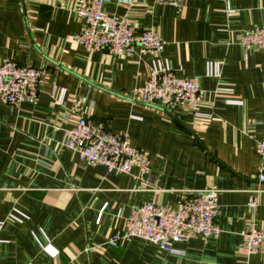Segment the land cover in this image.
<instances>
[{"label": "crops", "instance_id": "1", "mask_svg": "<svg viewBox=\"0 0 264 264\" xmlns=\"http://www.w3.org/2000/svg\"><path fill=\"white\" fill-rule=\"evenodd\" d=\"M77 1L0 0V64L11 59L43 71L36 106L0 103V264H264L239 252L241 233L264 225L256 153L264 142V52L239 44L242 32L264 26V0L106 5L136 31L162 36L163 58L177 77L200 78L201 112L212 119L131 100L129 92L148 80L152 56L139 49L131 57L86 52L73 40L84 27ZM207 62H221L220 79L205 76ZM63 89L59 104L54 92ZM82 115L127 134L150 157L148 185L136 180L137 170L129 176L86 166L64 147ZM204 188L219 191L218 238L175 244L180 255L139 239L107 246L133 208H175L184 192ZM253 198L258 206L250 209ZM49 245L56 257L44 252ZM92 246L99 249L87 252Z\"/></svg>", "mask_w": 264, "mask_h": 264}, {"label": "built area", "instance_id": "2", "mask_svg": "<svg viewBox=\"0 0 264 264\" xmlns=\"http://www.w3.org/2000/svg\"><path fill=\"white\" fill-rule=\"evenodd\" d=\"M156 4L180 7L183 0H154ZM111 0H78L74 12L83 20L84 27L73 40L89 54L107 52L115 57H131L139 49L142 54L153 58L152 69L143 86L133 88L128 96L145 106L171 110L180 114L189 113L195 118L211 115L201 112L204 104L203 92L199 87L200 78L181 79L177 77L168 61L163 58L166 43L155 30L136 31L128 18H119L107 11ZM239 44L246 50L264 52V26L246 30L240 34ZM42 70L5 59L0 64V103L19 109L22 105L36 106L41 92ZM205 76L220 79L221 62H207ZM66 90L54 92L59 104H64ZM64 147L78 156L79 162L90 167H105L108 172L132 175L138 171L136 180L148 185L151 173L150 157L131 146L129 137L110 132L104 125L89 122L83 115L76 119L66 132ZM256 153L260 163L257 181L264 185V142H259ZM143 188V187H142ZM219 191L212 188L189 190L177 200L175 208L155 203H144L133 208L125 219L121 232L114 234L107 242L111 248L126 246L133 239L143 240L162 253L180 255L175 244L190 240L207 243L222 233L217 219L220 215ZM250 209L258 206L253 198ZM102 215V214H101ZM13 217V216H11ZM33 236H36L33 234ZM239 252L249 258L259 255L264 258V225H250L241 233ZM99 246L88 248L94 252ZM44 252L56 257L58 251L50 245Z\"/></svg>", "mask_w": 264, "mask_h": 264}]
</instances>
